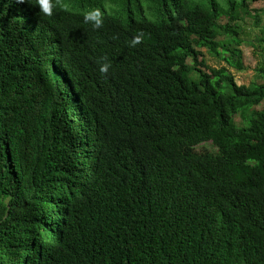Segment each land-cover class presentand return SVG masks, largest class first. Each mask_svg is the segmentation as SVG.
<instances>
[{
	"label": "trees",
	"instance_id": "16d2710c",
	"mask_svg": "<svg viewBox=\"0 0 264 264\" xmlns=\"http://www.w3.org/2000/svg\"><path fill=\"white\" fill-rule=\"evenodd\" d=\"M256 1L0 8V264H264V81L230 72Z\"/></svg>",
	"mask_w": 264,
	"mask_h": 264
},
{
	"label": "rangeland",
	"instance_id": "374dc122",
	"mask_svg": "<svg viewBox=\"0 0 264 264\" xmlns=\"http://www.w3.org/2000/svg\"><path fill=\"white\" fill-rule=\"evenodd\" d=\"M250 7L252 10H257V12L255 13L258 14V17L261 18V25L259 26V28H256L251 17L245 18V20L242 22L244 31V43L241 46V50L243 53L245 70L236 71L234 69H230V72L234 74L237 84L246 86H249L254 82L264 81V73L260 72V60H262L261 57L263 54L261 52L259 44L255 43L256 33L264 27V1L259 0L256 2H252ZM200 51L203 55L201 56V58L205 59L209 66L220 67L226 65L225 62H222L210 55L206 48H203ZM189 63H191V60H189ZM258 110H264V107H258ZM240 120V117L236 116V121L240 122ZM205 146L210 147L209 144H204L198 146V148L201 149ZM201 150H204V148Z\"/></svg>",
	"mask_w": 264,
	"mask_h": 264
},
{
	"label": "clouds",
	"instance_id": "9594fccd",
	"mask_svg": "<svg viewBox=\"0 0 264 264\" xmlns=\"http://www.w3.org/2000/svg\"><path fill=\"white\" fill-rule=\"evenodd\" d=\"M29 0H0V8H4L6 6H11L14 8L15 14H14V21L12 22L15 25H22L24 23H21L22 19H27L28 14L25 13L21 8L26 7L25 5H28ZM36 4L39 6L40 12L43 13L46 16L51 17L53 15V10L55 7V0H36ZM103 2L99 3L97 7L94 6H87L86 8L79 9L78 11L73 12H80L84 18V21L89 26L99 29L103 26L105 17L104 11L102 10ZM89 7V9H88ZM115 33H112L111 30H109L107 36H114ZM140 37H135L132 41L133 46H135L137 43H139ZM107 59L106 57L104 58ZM110 63H102L100 66V71L102 73H107L110 68Z\"/></svg>",
	"mask_w": 264,
	"mask_h": 264
}]
</instances>
